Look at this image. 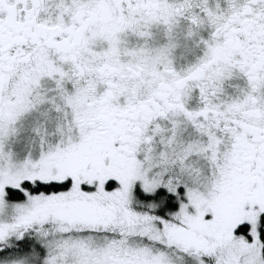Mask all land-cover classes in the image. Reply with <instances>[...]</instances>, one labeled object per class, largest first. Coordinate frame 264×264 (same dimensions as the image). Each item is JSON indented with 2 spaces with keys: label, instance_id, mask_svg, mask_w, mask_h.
I'll return each instance as SVG.
<instances>
[{
  "label": "snow or ice",
  "instance_id": "obj_1",
  "mask_svg": "<svg viewBox=\"0 0 264 264\" xmlns=\"http://www.w3.org/2000/svg\"><path fill=\"white\" fill-rule=\"evenodd\" d=\"M0 264H264V0H0Z\"/></svg>",
  "mask_w": 264,
  "mask_h": 264
}]
</instances>
